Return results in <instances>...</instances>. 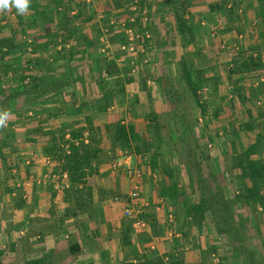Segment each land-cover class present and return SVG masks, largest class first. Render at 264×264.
I'll list each match as a JSON object with an SVG mask.
<instances>
[{
    "label": "trees",
    "instance_id": "obj_1",
    "mask_svg": "<svg viewBox=\"0 0 264 264\" xmlns=\"http://www.w3.org/2000/svg\"><path fill=\"white\" fill-rule=\"evenodd\" d=\"M134 1L136 0H119L116 7L130 5ZM138 1L139 11L146 7L150 9L144 0ZM243 1L219 0L207 6L208 15L224 17L226 33L236 32L237 36L239 32L232 30V27L240 20L238 12ZM176 2L171 4L175 6ZM73 5L74 0H29V7L24 14H19L15 7L10 11H3L6 17L14 15L17 24L11 29L6 22L0 21V115L7 113L6 118L13 116L16 124L10 125V129L2 133L0 141V194L8 192L6 182L10 173L19 168V163L12 156L19 148L25 147L24 141L16 142L12 127L25 128L26 135L30 137L26 142H30L31 146L40 144L41 154L53 164L54 174L66 176L68 188L64 193L65 202L67 205L73 202L72 205L79 212H84L87 206L85 201L91 196L90 190L86 188L87 180L97 176L99 170L107 164L103 155L126 152L130 156L139 157L151 173L160 176L159 182H150V193L152 198L155 197L166 205L168 213L172 214L173 223H182L183 242L187 241L194 230L199 232L210 227L214 235L226 239V246L230 248L231 254L239 255L246 228L252 223L250 217L258 216L264 223V113L259 110L254 114L259 91H253L251 86L252 74L264 68V58L243 59L247 50L242 55L230 56L224 53L228 64L224 66L222 63L224 70L221 73L216 71L218 65L213 66L206 59L204 48L199 49L195 61L191 59L188 50L194 43L198 25L192 18H184L183 7L189 8L192 4L191 0L183 1L180 7L173 10L174 29L166 32L164 43L167 44L168 40L173 43L177 37L181 48L186 52L174 63V75L161 72L157 74V79L152 80L163 94L169 109L166 113L158 114L152 108L147 75H130L133 67L131 60L129 62L127 59L123 69L125 75L121 77L116 61H120L123 53L116 55L113 61L104 57L93 59L90 54L94 53L95 46L83 32L81 24L84 18L88 20L86 11L72 16ZM105 11L110 14L112 9L107 5ZM207 18L208 16L205 19ZM256 18L264 24V1H258ZM36 20L44 26L43 31L39 35L27 37L24 23H35ZM140 22L139 18H135L133 26H128L134 27L137 34L144 36L148 30ZM6 30H11L9 36L3 35ZM141 38L136 42L137 48L150 50V41ZM72 42L74 44L68 49L56 51L60 44ZM252 43L257 48H264V35L253 37ZM78 44L84 46L82 52L79 49L82 47H78ZM26 50H29V55L23 57ZM49 57L53 60V66L57 64V68L53 69L49 65ZM88 57L91 72L95 73V81L91 87H88L82 77H78V67H72L75 62H82ZM138 60L141 58L137 54L133 57L134 64L139 63ZM229 65L232 67L229 68ZM159 66L154 64L153 69L157 70ZM33 72L38 75L32 74ZM134 83H138L140 92L147 95V107L141 108V111L139 109L140 115H137L145 123V128H138L133 123L126 126L122 122L99 126L93 116L103 115L115 105H124L125 87ZM181 84L184 85L182 90ZM222 85L231 87L234 92V102L228 107L229 115L224 126L227 127L225 138L220 137L217 128L213 127L221 117L220 106L216 102H207L206 94L200 95L204 89L217 95ZM16 86L21 90L14 92ZM76 88L80 90V97L76 94ZM185 95L193 103L190 109L184 105ZM133 101L137 106L140 105L138 98ZM86 103H89L90 110L85 115L73 108L66 109L69 104L75 106ZM238 114L239 117L242 115L241 119ZM161 118L167 119L170 124L164 126ZM199 118L205 120L203 129L206 134L197 137ZM259 121L262 123V132L256 134L255 124ZM243 133L251 136L245 146L240 145ZM35 138H40L38 144ZM201 141L212 145L213 155L226 149L222 154L231 160L229 172L235 174L239 181L238 190L232 198L227 199L218 188L215 191L211 189L209 182L216 184L217 181L211 171L205 173L206 169L209 170V156L207 144L201 146ZM6 151H9V155L5 154ZM180 171L185 176L184 184L182 179L179 181ZM21 195L20 191L16 192L14 200H21ZM239 206L242 208V215H237L234 211ZM139 220L155 230L158 237L163 236L165 227L160 225L159 217L152 209L142 213ZM129 224L131 226L133 222ZM257 226L264 228V224L261 227V221H258ZM126 231L123 246L128 243L130 234L128 229ZM183 245L176 252H180ZM67 251L70 256L79 253L75 245L69 246ZM211 253V248L200 252L202 264L208 261ZM167 259L168 264H184L181 254ZM24 264H59V261L50 253ZM242 264H256L254 256L250 255Z\"/></svg>",
    "mask_w": 264,
    "mask_h": 264
},
{
    "label": "crops",
    "instance_id": "obj_2",
    "mask_svg": "<svg viewBox=\"0 0 264 264\" xmlns=\"http://www.w3.org/2000/svg\"><path fill=\"white\" fill-rule=\"evenodd\" d=\"M173 1H177L175 6L171 4ZM183 1L186 0H157L148 5L150 9L146 7L145 10L134 12L130 5L117 8V4L120 3L119 0H74V12L71 15L75 16L83 10L86 11L88 20L84 18L81 24L83 25V32L87 34L88 39L95 46L94 53L90 54L95 60L99 57H104L101 54L103 45L100 39L102 29L108 27L109 34L106 38L110 52V56L107 58L108 61H113L116 55L120 54L119 46L126 40L124 31L119 27V24L126 22L128 25L129 19L135 20V18H139L142 27H146L148 30L151 48L153 47L154 32L158 30L160 35L162 32L161 40L156 45L157 50H155L160 53V60L156 61V63L158 62L161 66L166 65L164 68H169V65L174 66V63H177L186 52V50L181 48L177 37L174 38L173 43L169 42V40L167 44L164 43L166 32L174 29L175 16L173 10L175 7H180ZM218 1L191 0L192 5L189 8L183 5V13L185 19L192 18L194 23L198 25L196 26L197 33L195 34L194 43L188 50L191 58L194 60L199 49L204 48L206 59L213 66L216 65L214 60H218L219 65L216 66V71L221 73L223 71L222 63L226 66L228 61L226 60V55L223 52H219L217 48L218 42L222 41L230 44L236 39V32H233L235 34L226 33L225 27L222 26L224 29L221 32L224 34L221 39L218 38L219 36L217 39H211L212 45L210 46L205 43L206 38L209 39L210 37L212 27L218 28L221 24H226L224 17L217 18L208 15L207 6ZM258 1L264 0L243 1L239 12L243 10L244 18L242 19V13L238 12L240 20L237 25L232 27V30H237L239 32L237 35H244L246 50L262 52L264 49L253 46L251 41V38L255 35H264V24L256 18ZM107 5L112 9V12H109L110 14L105 11ZM108 15L110 18H108ZM207 16L208 18L205 19ZM23 19L25 20V18ZM0 21L6 22V24L11 26V29L15 28L17 24V19L14 15L6 17L3 11H0ZM111 22H115L114 27H109ZM23 27L27 37L39 35L44 29L39 20H36L35 23L25 22ZM10 31H4L3 35L9 36ZM134 31L136 32V29ZM198 34L201 35L199 36ZM200 37H203V39ZM73 44V42L65 45L60 44L56 51H60L61 48L68 49ZM78 47H82L79 48L80 52H82L84 46L78 44ZM152 49L145 51L142 55L139 54L141 60L136 63V73H131L130 75L134 77L139 74H143L145 77L147 75V88L150 90L153 100L152 108L160 114L161 112H166L167 107L163 105L162 102L164 100L162 101L160 97L163 94L152 81L159 77L156 70L153 69L155 59L153 60L150 57ZM23 53L25 54L23 57H27L29 50ZM167 55L169 58H167ZM262 56L264 57V52ZM159 57L157 58L159 59ZM145 58L148 64L141 65ZM89 59L90 57L85 58L82 62H75L72 67L76 66L79 68L82 64L88 67ZM127 59H129V62L131 60V65L134 64L133 57L126 55H121L120 61H116V68L120 71L121 77L125 75L123 69H125ZM134 61L136 62V60ZM49 65L53 69L57 68V64L53 66L51 57H49ZM89 70H91L90 65ZM77 75L85 80L88 87L94 84V72L91 75L89 74V76L85 72H80ZM125 89V105H115L107 113L93 116L99 126L122 122L126 126L133 123L138 128H145V123L140 120V116L136 117L135 115L132 118L128 116V112L133 111L132 113H134L136 111L140 115L139 109L147 107L146 93L140 92L138 83L126 86ZM230 89L232 90L231 87ZM79 92L80 90L76 88L78 97L81 96ZM206 96L207 102H210V96H215L214 102L219 106L227 104L229 107L231 104L229 102L234 100V98H230L231 96L234 97L233 92L230 90H220L217 95L207 92ZM134 98H138L139 106L134 103ZM218 99L226 101L218 102ZM86 104H77L75 106L69 104L66 109L73 108L75 111H82L85 115L90 110L89 103ZM226 116L228 118V113H226ZM225 118L221 115L219 120H225ZM12 131L15 133L16 142L24 141L25 147L19 148L18 152L12 156L19 163V168L13 169L10 173V178L7 182L8 192L0 194V264H13L16 259L23 260V263L20 262V264H24L25 262L41 259L48 254L50 255V253L54 254L59 264H168L167 258L178 257L180 254L184 264H202L200 252L207 248H211L212 253L209 257L210 259H208L209 261H206L205 264H215L213 256L217 258L221 252L220 245L214 242L210 227L204 228L199 232L194 230L187 241L183 242L182 223H173L172 214L168 213L166 205L161 200L155 197L152 198L150 193V182L153 183L157 180L159 182L160 176L156 173H151L148 167L143 165L139 157L131 156L130 161L131 168L142 173V179L138 183L139 194L136 199L132 200L131 198L133 186L126 173L122 171L115 174L110 171L108 166H104L99 170L97 176L87 180L86 188H90L91 196L90 199L85 201L87 206L84 212H78L77 208L72 205L73 202L70 205L65 202L64 191L68 188L67 181L62 180L59 175H55L53 164L42 156L41 146L38 144L40 138H35L38 145L34 146L33 144L31 146L30 142H26L30 137L26 135L25 129L12 127ZM255 132L259 134L262 130L261 128L259 130L255 129ZM200 143L203 144L204 141ZM118 153H116V157ZM5 154L9 155V152H5ZM1 168L0 163V174L2 175ZM183 176L182 171H180L179 181H181L180 179ZM182 182L184 184L185 180L182 179ZM18 191L22 194L21 200L15 201L14 198ZM113 196L114 199L112 200ZM123 199L124 202H122ZM128 203L135 205L139 209L140 215L135 218L137 220H139L142 213L152 209L159 217L160 225L165 227L163 236L158 237L155 234V230L151 229L145 222L146 228L144 229H135L133 224L131 226L130 224L128 225V223L134 222L126 219L123 215ZM67 210H70V212L68 213ZM126 229L130 231V234H128V243L123 246V235L127 234ZM173 234L176 236L173 237ZM71 245L78 247L79 253L75 256L68 254L67 250ZM181 245H183V249L180 252H176V249ZM9 255L13 257L12 263L9 262L11 259L8 257ZM217 259L219 260V258Z\"/></svg>",
    "mask_w": 264,
    "mask_h": 264
},
{
    "label": "rangeland",
    "instance_id": "obj_3",
    "mask_svg": "<svg viewBox=\"0 0 264 264\" xmlns=\"http://www.w3.org/2000/svg\"><path fill=\"white\" fill-rule=\"evenodd\" d=\"M156 2V1H155ZM241 18L243 19L244 18V13H243V10L241 11ZM222 26H224V27H226V24L224 25V24H221V26H218V38H220L221 39V36L224 34L223 32H221L222 31V29H224V27H222ZM155 34H154V41H153V51H155V50H157V47H156V45L159 43V41L161 40V37H162V32H161V35L159 34V32H158V30L157 31H155L154 32ZM149 34V33H148ZM229 34H235V33H229ZM199 35V34H198ZM201 35V34H200ZM199 35V36H200ZM206 35V34H205ZM255 36H257L258 37V35H255ZM254 36V37H255ZM200 38H202L203 39V37H200ZM217 39V38H216ZM252 39H253V37L251 38V41H252ZM212 40H211V38L209 37V39H207L206 38V40H205V43H207L209 46L210 45H212ZM155 48V49H154ZM259 49H261V48H259ZM264 49V48H263ZM153 51H151L150 53V57L154 60L155 59V64H158V63H156V61H158V60H160V57H159V55H160V53H159V51H155V52H153ZM216 52H217V50H216ZM258 52V51H257ZM264 52V50L261 52V53H263ZM154 54V55H153ZM214 55V54H213ZM157 57H159V59L157 58ZM157 58V59H156ZM167 58H169V56L167 55ZM264 57L262 56V59H263ZM163 59V58H162ZM192 59V58H191ZM196 59V58H195ZM195 59H194V61H195ZM215 61V63H216V65H219L217 62H218V60L217 59H215L214 60ZM100 64V63H99ZM88 67H86V65L85 64H82L81 66H79V68H78V72L80 73H82V72H85V73H88V75L87 76H89V74L91 75L92 74V72H90L91 70H89V64L87 65ZM154 66V65H153ZM166 65H160L159 66V68L156 70V72H157V74L159 75V74H161V72H162V74H167V71H168V74L169 75H174V73H175V68H173L174 66L173 65H169V68H164ZM230 66V65H229ZM81 67H82V69H81ZM162 67L164 68V70L162 69ZM171 67H172V69H171ZM222 67H224V66H222ZM166 70V71H165ZM224 70V69H223ZM143 71H145V70H143ZM146 72V71H145ZM170 72V73H169ZM258 73L259 74H262V75H264V68L263 69H261V70H259L258 71ZM32 74H36V72H33ZM223 74V73H222ZM184 88V85L183 84H181V86H180V90H182ZM14 92H16V91H18V90H21L20 89V87H14ZM221 90H225V91H228V90H230V91H232L233 92V89L231 90L230 89V87H226V86H224V85H222L221 86ZM252 90L253 91H255L253 88H252ZM256 92V91H255ZM233 94H234V92H233ZM160 97H161V99H162V101L164 100V102H162L163 103V105L165 106V107H167L168 108V105H167V103H166V101H165V99H164V97H163V95H160ZM159 97V98H160ZM185 97V100H186V102L184 103V105H185V107H187V108H189L190 109V107H192L193 106V103L191 102V100H190V98L188 97V96H184ZM207 97V96H206ZM214 98V99H213ZM210 102L211 103H214V100H215V96H210ZM217 101V100H216ZM219 101H226V100H219L218 99V102ZM233 100L232 101H230L229 103H231L230 105H232L233 104ZM59 104H61V102L59 101ZM58 104V105H59ZM125 105V104H124ZM162 105V106H163ZM229 105V106H230ZM118 106H123V105H121V104H119ZM45 108H49V109H52L53 107H51V106H45ZM143 108V107H142ZM145 109V108H144ZM164 109V108H163ZM220 109H221V115L222 116H224V117H226L225 118V120L227 121V116H226V113H228V106H227V104H224V106H220ZM225 109H226V112H225ZM254 110V114L256 115L258 112H259V110L257 109V108H254L253 109ZM141 111V110H140ZM144 110L142 109V112H143ZM166 111H169V109H167ZM133 111H131V112H128V116H130V117H135V115H136V117H137V115H139L136 111V113L134 112V113H132ZM164 113V112H163ZM162 113V114H163ZM166 113V112H165ZM239 113H240V111H239ZM161 114V115H162ZM241 114H243V113H241ZM240 114V117H239V114H238V117H239V119H241V117H242V115ZM229 115V114H228ZM198 120H201V122L202 123H199L198 122V127H197V129H196V135H197V137H199L200 135H205L206 134V132L204 131V129H203V126H204V124H205V120H203V118H199ZM224 119H220L219 121H217L215 124H214V128H217V130H218V134H219V136L220 137H222V138H225V133H227L226 132V128L227 127H224V125L226 124V121H225ZM10 121V122H9ZM161 121H162V123H163V125L165 126V125H169L170 123L167 121V119H164V118H161ZM16 124V121H15V118L13 117V116H8L6 119H4V122L2 123V124H0V140H1V138H2V133H4V132H6L8 129H10V125L12 126V125H15ZM262 125H261V122L259 121V122H256V124H255V129H260L261 128V130H262V127H261ZM15 128V127H14ZM21 129H25V128H22L21 127ZM11 130H12V128H11ZM10 131V130H9ZM166 132V130L164 131V133ZM23 135V134H22ZM250 135H248V134H246V133H243L242 135H241V146H245L248 142H249V139H250ZM204 138H205V136H204ZM205 143L207 144V141H205ZM205 143H203V144H201V146H203V145H205ZM25 144H26V142H25ZM209 145H211L210 143H208L207 144V149H206V151H207V154H208V156H209V163H208V165H209V170L208 169H206L205 170V173L207 172V171H211V173H212V175L215 177V179H216V184H215V182H209V185H210V187H211V189H213V191H215L216 190V188H218L219 190H221V191H223V193H224V196L227 198V199H230V198H232L233 197V195L234 194H236V192H237V190H238V187H239V181H238V179H237V176L235 175V174H233V173H230L229 172V167L231 166V160H230V158L228 157V156H224V154H222L226 149H223L221 152H220V154H218V155H215V156H213V153H212V151H211V148H212V145H211V148H209ZM214 149V148H213ZM6 152H9V151H6ZM119 151H117V152H115L114 154L113 153H107V154H105V155H103V160L105 161V163H107L106 164V166H110V164H111V162L116 158V153H118ZM107 156V157H106ZM264 156V155H263ZM181 179H183V180H185V176H183V178H181ZM9 181V180H8ZM7 183V182H6ZM6 186H8V183L6 184ZM67 189V188H66ZM90 188H87V190H89ZM13 190V189H12ZM11 190V191H12ZM13 192V191H12ZM65 192V191H64ZM114 199V196L112 197V200ZM110 200V199H109ZM0 202H1V200H0ZM122 202H124V199L122 200ZM130 205V203H128L127 205H126V208L128 207ZM78 210V209H77ZM234 211L237 213V215H242L241 214V211H242V208L239 206V207H237L236 209H234ZM79 212V211H78ZM124 213V212H123ZM257 219H259L258 221H259V223H260V221H261V227L263 226V219L262 218H259L258 216L256 217H254L253 218V216H252V218L250 217V220H252V223L250 222V224H249V226L246 228L247 229V231H246V234H245V240H244V242H243V244H242V246H240L241 247V250H240V252H239V255H235V254H231V250H230V248H227V246H226V239H224V238H220V237H218L217 235H214V232L212 231V234L211 235H213L212 237H213V239H214V242L215 243H217L218 245H220L219 246V248H220V252L221 253H219V255H218V257L217 258H219V263L220 264H222V263H224V264H242L243 263V261H245V260H248L249 259V256L250 255H253L254 256V259H255V262H256V264H264V228H261L260 229V227H258L257 226V224H258V221H257ZM235 225L237 226L238 225V219H237V217L235 218ZM257 227H258V230H257ZM211 230H212V228H211ZM261 231V232H260ZM224 239V240H223ZM9 258H11L10 260H9V262L10 263H12V261H13V257H12V255H9L8 256ZM210 259V258H209ZM23 261V260H22ZM20 259H16V261H15V263H13V264H20V262L21 263H23ZM209 261V260H208ZM9 262H6V263H9Z\"/></svg>",
    "mask_w": 264,
    "mask_h": 264
},
{
    "label": "built area",
    "instance_id": "obj_4",
    "mask_svg": "<svg viewBox=\"0 0 264 264\" xmlns=\"http://www.w3.org/2000/svg\"><path fill=\"white\" fill-rule=\"evenodd\" d=\"M155 1L157 0H144V2L147 5L152 4ZM138 2L139 1L136 0L132 4H130V8L132 9V11L136 12L138 10L137 8ZM239 13H241V11ZM128 22H129V25L133 26V24L135 23V20L129 19ZM114 26H115V22H111L109 24V27H114ZM119 27L124 31V38L126 39L125 42L119 46L120 53H123L124 55L130 56V57H134L137 54L138 55L144 54L146 50L138 49L136 42L140 41L142 39L141 37H144L146 40H149L150 37L148 33H145L144 36H141L134 31L133 27L131 28L130 26H128L126 22H122L121 24H119ZM108 34H109L108 27L105 29H102V36H101L100 42L103 45L102 46L103 48L101 50V54L105 58H108L110 56L109 46L106 41ZM210 37L211 39H216L218 37V28L216 27L211 28ZM244 39H245L244 35L240 34V35H237L236 39L232 41L230 44H226V43H223L222 41H219L217 48L219 52L226 53L230 56L233 54L242 55V53L245 52L246 50ZM260 56L262 57L261 52L247 50V53L246 55L243 56V59H247L249 57L253 59H258ZM142 64L143 65L148 64V61L146 58L141 62V65ZM132 67L133 68L131 70V73H136V64H132ZM231 67L232 65L229 66V68ZM251 86L255 91H259V96L256 99L255 107L258 110L264 112V75L259 74L258 71L253 73L251 77ZM207 92L208 91L204 89L202 90V92H200V95L203 96L207 94ZM230 98L232 99L233 97L231 96ZM199 122L202 123L201 120H199ZM209 148H211V145H209ZM130 161H131V156L128 153L119 151L118 156L111 162L109 168H110V171L115 174L122 172V171L126 173L127 178L132 182L133 187H132L131 198L132 200H134L138 197V194H139L138 183L142 179V173L139 170L132 169L130 165ZM60 178L64 181L67 180L65 175L61 176ZM123 215L126 219L134 221L133 228L135 229L146 228V224L144 222L135 219L136 217L140 215L139 209L135 207V205L130 204L127 208H125ZM174 236L176 235L173 234V237ZM170 237H172V235H170ZM213 262L215 264H219L220 261L216 257L213 256Z\"/></svg>",
    "mask_w": 264,
    "mask_h": 264
},
{
    "label": "clouds",
    "instance_id": "obj_5",
    "mask_svg": "<svg viewBox=\"0 0 264 264\" xmlns=\"http://www.w3.org/2000/svg\"><path fill=\"white\" fill-rule=\"evenodd\" d=\"M12 7H15L19 14H24L29 7V0H0V11H10ZM6 116L7 113L0 115V124Z\"/></svg>",
    "mask_w": 264,
    "mask_h": 264
}]
</instances>
